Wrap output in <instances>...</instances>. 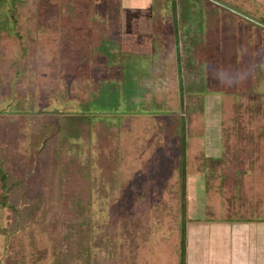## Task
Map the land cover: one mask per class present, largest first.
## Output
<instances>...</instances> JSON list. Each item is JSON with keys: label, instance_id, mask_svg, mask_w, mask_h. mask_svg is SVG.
Returning <instances> with one entry per match:
<instances>
[{"label": "rangeland", "instance_id": "1", "mask_svg": "<svg viewBox=\"0 0 264 264\" xmlns=\"http://www.w3.org/2000/svg\"><path fill=\"white\" fill-rule=\"evenodd\" d=\"M0 162V264H259L264 0H0Z\"/></svg>", "mask_w": 264, "mask_h": 264}, {"label": "trees", "instance_id": "2", "mask_svg": "<svg viewBox=\"0 0 264 264\" xmlns=\"http://www.w3.org/2000/svg\"><path fill=\"white\" fill-rule=\"evenodd\" d=\"M188 143L186 140V133H184V125H182V132L179 136V174L181 186V199L182 205L185 208L188 200V156H187ZM0 203L10 207L13 214L12 223L15 227H25L29 223L30 218L35 212V203L26 191V180L15 175L9 166L3 165L0 162ZM185 210V209H184ZM183 216L185 211H183ZM183 240L181 244L182 262L186 258V244H187V230L183 224ZM185 234V236H184Z\"/></svg>", "mask_w": 264, "mask_h": 264}, {"label": "crops", "instance_id": "3", "mask_svg": "<svg viewBox=\"0 0 264 264\" xmlns=\"http://www.w3.org/2000/svg\"><path fill=\"white\" fill-rule=\"evenodd\" d=\"M188 231H189V239H188L189 244L191 241H194V238H195V241L207 240V236H206L207 233H206L205 227L198 226L197 223L190 224ZM222 231H223V229L221 228L220 233L218 232L216 234V236L215 237L212 236V238L213 239L215 238L220 242ZM194 236H196V237H194ZM261 236H264V234ZM262 243L264 244V241H262V242L260 241V243L257 242V245L259 244V248L257 250V253H258V257H257L258 259L257 260H258L259 264H261V262H262V264H264V245ZM189 251H190V249H189Z\"/></svg>", "mask_w": 264, "mask_h": 264}]
</instances>
